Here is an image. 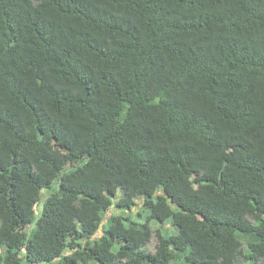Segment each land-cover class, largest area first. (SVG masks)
Masks as SVG:
<instances>
[{"label":"trees","instance_id":"16d2710c","mask_svg":"<svg viewBox=\"0 0 264 264\" xmlns=\"http://www.w3.org/2000/svg\"><path fill=\"white\" fill-rule=\"evenodd\" d=\"M179 259L264 264V0H0V264Z\"/></svg>","mask_w":264,"mask_h":264},{"label":"rangeland","instance_id":"374dc122","mask_svg":"<svg viewBox=\"0 0 264 264\" xmlns=\"http://www.w3.org/2000/svg\"><path fill=\"white\" fill-rule=\"evenodd\" d=\"M139 202H141L139 199H137V203H139ZM131 213H132V217H133V219H136V220H138V221H145L146 220V212H143L142 213V215L141 216H139V215H136V208H134L132 211H130ZM153 223V225H157L158 223H155L154 222V220H152L151 222H150V224H152ZM164 226H168V225H164ZM153 228H155L154 226H152ZM155 236H153L152 237V239L150 240V242H148L146 245H145V247H146V249H148V250H150V251H152V250H154V247H155ZM171 264H189L188 262H186L184 259H179V260H176V261H174V262H172Z\"/></svg>","mask_w":264,"mask_h":264}]
</instances>
